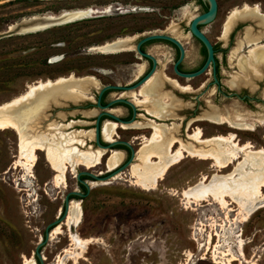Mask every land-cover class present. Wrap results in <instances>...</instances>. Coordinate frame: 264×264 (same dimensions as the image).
<instances>
[{"label": "rangeland", "instance_id": "374dc122", "mask_svg": "<svg viewBox=\"0 0 264 264\" xmlns=\"http://www.w3.org/2000/svg\"><path fill=\"white\" fill-rule=\"evenodd\" d=\"M218 2L216 19L203 29L220 48L217 57L222 91L217 89V85L210 86L211 70L191 79L167 70L166 75L191 89L167 88L173 91H166L167 98L178 97L182 107L176 110L178 119H158L157 123L180 124L179 137L187 142L199 127L205 137L233 133L240 144L251 141L254 147L261 148L264 147V124L259 119L264 121V102L244 101L227 94L236 91L251 96L262 95L264 99L263 89L259 88L260 85L264 87V77L263 81L255 80L257 89L242 86L236 90L230 85L233 76L241 73L237 61L241 51L233 52L243 34L241 22L227 37L224 36V26L234 8L259 4L264 11V0ZM89 7L97 12L87 18L35 32L0 37V105L22 94L29 84L72 74L93 76L96 80L93 86L128 84L140 70L137 63L141 60L135 57L134 52L104 54L92 47L171 26L177 27L174 34L180 35L187 48L189 59L186 66L192 68L201 62V45L188 29L191 18L205 10L199 0H3L0 1V32L24 18ZM137 7H146L147 10ZM256 19L257 23L245 22V27L258 34L264 28L258 26L259 18ZM161 47L152 45L149 49L162 60V55L170 48ZM93 92L97 96L98 90ZM115 95L116 92H110L108 99ZM136 98L142 99L139 95ZM90 104L89 101L69 102L62 108H50L45 117L50 120L41 126L44 128L56 123L66 126L62 128L65 132L94 131L95 116H88L89 110H86ZM209 104L227 110L233 116L241 114V121L253 125L254 129L233 128L228 123L201 118L205 111L211 110ZM118 109L120 112L115 113L122 116L124 110ZM145 113L140 123L144 124L146 116L150 117L148 114L154 118L151 113ZM73 120L78 123L68 126ZM153 131L150 126L119 127L115 138L131 141L139 150L145 142L142 135L150 137ZM92 138H86L84 146L77 144L78 147L84 150L93 148ZM19 142L17 130L0 129V264H23L25 257L33 258L47 224L58 216L63 207L67 192L80 190L76 179L80 170L96 173L108 169L110 152L103 156L98 166H77L76 172L68 169L67 185L56 186V171L48 162L46 151L39 149L33 176L26 179L24 169L14 167L20 154ZM118 149L126 154L122 163L127 158V151ZM137 162L136 157L134 163ZM213 164L211 159L186 156L171 166L157 187L151 190L135 184L130 175L131 167L107 183L86 178L93 186L87 197L77 200L83 215L76 232L91 241L82 254L67 256L64 264H264V200L263 205L250 200L247 208H243L231 196L226 197L229 203L223 206L214 198L189 202L184 195L185 189L203 178L210 180L215 173L228 174L235 167L234 163L226 168ZM248 210L252 212L244 220ZM70 245V230L65 223L62 233L53 236L42 249L45 264H58Z\"/></svg>", "mask_w": 264, "mask_h": 264}, {"label": "bare ground", "instance_id": "6f19581e", "mask_svg": "<svg viewBox=\"0 0 264 264\" xmlns=\"http://www.w3.org/2000/svg\"><path fill=\"white\" fill-rule=\"evenodd\" d=\"M82 11L86 13L97 12L95 8L92 7L83 9ZM258 11H260L259 6H251L249 4H246L244 7L234 8L229 13L225 22L224 36L227 37L231 33L241 18H259V22L264 24V15L260 16ZM73 14H76V12H73ZM176 30V26L171 28L173 33H176ZM257 38L258 35H256L251 28L247 29L246 43H253ZM132 40L133 38L131 37L118 38L117 40L108 41L99 46L92 47V49L104 54L112 53L115 51V48H131ZM241 46L243 45L240 40L238 42V48L233 54H236L237 51L240 52ZM233 56L234 55H232V57ZM237 61L241 68V73L233 76L229 81L230 85L233 88H239L244 85L253 89L255 73L261 71V67H264V49L250 48L246 55L237 56ZM144 69L145 66L142 64L139 74H141ZM161 80H165L163 73H158L149 79L139 90H135L143 95L142 99H135L136 103L147 108L156 118H165L169 116L176 102L171 97L168 99V95L161 92ZM54 81H57L56 83L69 84L61 90L66 93L70 92V99L75 100V102L86 97L90 98L91 96L87 95L89 94V86L96 82L93 76L77 77L74 74L61 76L56 80H39L29 84L26 91L19 96L0 105V111L9 109L10 106L25 100L37 90L54 84ZM187 88L190 89V87ZM183 89L186 88L184 87ZM135 91L125 92L123 96L127 95L135 98L136 95H138ZM35 98L37 101L36 104L33 105L32 118H22L20 115L21 118L17 121L16 119L4 115L0 117V129L4 130L11 128L19 132L20 154L18 159L14 162V167H21L24 169V176L26 179L33 176V167L38 160L37 150L43 149L46 151L48 162L56 171L55 185H67L68 169L72 168V170L76 172L77 166H85L87 168L98 166L107 152L101 148L89 147L84 150L78 147L77 144L84 146L86 138H92L94 136V131L92 130H80L67 134L60 132L62 128L67 127H63V125L58 126L56 123H51L43 128L42 124L44 123L46 114H41V110L44 106L40 102V95H37ZM209 105L211 110L205 111L201 118H206L212 122L221 124L228 123L233 128L254 129L253 125L241 121V114H235V116H233L232 113L227 110L224 111L217 106L212 104ZM96 111L97 110H89L88 116L94 115ZM260 122L264 124L263 120ZM74 123L75 121L68 126H72ZM119 127H142V124H119L116 123V121L106 120L103 125L104 138L113 140L117 135ZM154 129L151 138H145L144 144L138 150V162L131 165L130 175L135 179V184L147 190L154 189L157 187L160 180L164 178L171 166L179 163L186 156H193L202 160L211 159L219 168H226L234 163L235 165L233 166H235V169L228 174L215 173L211 180L203 178L196 185L185 189L184 195L188 198L189 202H200L209 198H214L223 206H227L229 202L226 197L231 196L236 202L240 203L243 208H247L250 200L258 201V205H263L264 147L256 148L251 141L240 144L237 142L238 138L236 139L233 133L226 136L214 135L205 137L204 131L201 128H197L194 134L190 135V141L188 140L187 142L179 137L180 125L173 124L171 127H167L154 124ZM177 144L179 145L177 146ZM124 154L125 153L122 151L112 150L107 159V167L111 169L120 164ZM118 175L116 177H118ZM103 183L107 182L103 181ZM260 201L262 203H260ZM251 212V210L247 211L244 220L248 219ZM82 215L80 201L73 200L71 202L67 224H75L77 227L81 221ZM61 233L62 227L58 226L55 228L52 237ZM70 238L71 245L64 250L65 256L64 258L60 257L58 264H64L67 256L72 257L82 254L87 244L91 241L90 238H82L77 232H70ZM235 259L236 258L230 260V262ZM23 264L36 263L33 258L25 257Z\"/></svg>", "mask_w": 264, "mask_h": 264}, {"label": "water", "instance_id": "95a60500", "mask_svg": "<svg viewBox=\"0 0 264 264\" xmlns=\"http://www.w3.org/2000/svg\"><path fill=\"white\" fill-rule=\"evenodd\" d=\"M0 1H3V0H0ZM202 2L207 5V9L201 13L194 15L191 18L189 22V26H188L190 33L205 46L206 51H207V57H206L205 63L198 70H195L192 72H183L178 68L179 64L184 60L186 56V48L183 42L179 38L175 37L172 34H169L166 31L151 32L140 38V40L136 44V50L141 56L151 60L153 63V67L143 77H141L143 73L139 74L137 76L138 77L137 80L134 83L124 84V85L123 84H107L102 87H99V84H97L96 86L92 85L89 87L90 88L89 93L91 94L90 95L91 97L90 98L86 97V98L79 100L78 102H75V100L70 99L71 98L70 92L66 93L61 90V89H64L69 84H66V83L61 84V83H56L57 81H54L53 82L54 84L41 88L40 90H37L36 92L33 93V95L26 98L25 100L20 101L16 104H13L12 106L9 107V109L0 111V117L6 115V116H9L10 118H13L19 121L20 120L19 118L21 117L22 118L23 117L25 118L33 117L32 116L33 105L36 104L37 99L35 97L37 95L41 96L40 102L44 106L41 110V114L43 115L47 114L50 108H53V107L62 108L65 104L69 102L77 104L80 102L89 101L91 102L90 104L91 107L86 110H91V111L97 110L96 113L93 115L95 116L94 136L92 138L94 140L93 147L101 148L105 150V152H111L112 150H120L117 147H125L129 149L130 151V156L127 161L122 162L111 169L108 168L106 172L100 171V172L95 173L90 170H80L77 173V178L79 182L85 187L86 191L82 192L80 190H71L67 192V194L65 195V202L58 216L47 224L44 234L42 235V239L37 244L35 255L38 261L40 262V264H45L44 257L42 254V248L43 246L47 244V242L51 240L52 234L55 228H57L58 226L62 227L63 224L65 223L67 224V218L69 216L71 202L74 200L71 197L78 196L81 199H83L87 197L91 192L93 185L91 184V182L83 179V176L88 177L92 181L111 182V180H113L114 177H116L120 173H123L126 169L131 167V165L136 160L138 149L134 147L133 143L131 141L117 139V138H114L113 140L105 139L103 136V125L106 120L116 121V122L125 123V124H130L136 121V117L138 115V109L141 106L136 104L132 98L123 96L124 95L123 93L128 92V91L139 90L143 85H145L147 81L151 79L157 73L156 68H157V63H158L157 58L153 54L142 50L143 44L153 41V40H163V41L171 42L178 48L179 53H180V57L175 63V72L179 76L187 78V79H191V78L200 76L202 74L208 73L211 70L213 78H214L212 84L217 85L218 88L222 90V81L220 80L218 76V71H217V58H216L215 44L210 39V37L207 35L206 31L203 29L204 26L212 23L216 19L218 15V10H219V2L218 0H202ZM82 10L83 9H72V10H65L61 12L60 14L48 13V14H43L39 16H32V17L24 18L23 20L11 25L8 28V30L4 32H0V37L12 35L14 33L22 34V33H27V32H35V31L49 28L51 26L67 24V23H70L76 20L87 18L93 14V13L83 12ZM73 12L74 13L76 12V14H73ZM247 21H250L252 23H257V19H254V18L242 19V20H239L238 23L239 22L245 23ZM246 28L247 27H245V30ZM259 41H264V38L260 39ZM117 50H121V48H115V51ZM94 89L98 90L97 97L94 95V92H93ZM235 89L240 90V87L235 88ZM107 91H115L116 97L112 98L108 103L104 104L102 100H103L104 94ZM262 94H264V91L262 92ZM227 95L237 96L239 99H242V100L246 98V96L243 97L240 95L239 92H236V91L231 92L230 94H227ZM250 98L254 100L255 96H250ZM260 99L263 100L262 95ZM117 104H122V105H126L130 107L133 112L132 118L125 119V118H122L117 113H115L113 109L116 108ZM49 120L50 119L48 118L45 119L44 124H47ZM68 226H69L70 232H76L75 224H71ZM33 259L35 263H37L36 259L35 258Z\"/></svg>", "mask_w": 264, "mask_h": 264}, {"label": "flooded vegetation", "instance_id": "af4514ba", "mask_svg": "<svg viewBox=\"0 0 264 264\" xmlns=\"http://www.w3.org/2000/svg\"><path fill=\"white\" fill-rule=\"evenodd\" d=\"M246 5V4H245ZM245 5H243L242 7H244ZM259 6V9H260V11H258V14L260 15V16H263L264 14H262V13H264V11H262V8H261V6L259 5V4H254V6ZM139 10H147V8L146 7H137ZM204 9L206 10L207 8H205L204 7ZM119 10V9H118ZM204 10V11H205ZM242 19H246V18H241V20ZM258 26H261V27H263L264 28V24L263 23H260L259 21H258ZM172 27V26H171ZM171 27H168V28H166L165 30H161V31H159V30H155V31H148V32H145V33H143V34H141V35H132V36H130L131 38H133V42L131 43L132 44V49L131 48H125V51H131V52H134V54H135V57L137 58V59H140L141 61L140 62H138L137 63V66H141L140 64H143L144 66H145V69H144V71L141 73L142 75H141V77H143L145 74H147L151 69H152V67H153V63H152V61L151 60H149V59H147V58H145V57H143V56H141L138 52H137V50H136V44H137V42L140 40V38L142 37V36H145L146 34H149V33H151V32H163V31H166V32H168L169 34H172V35H174L175 37H177V38H179L182 42H183V40H182V38L180 37V35H175L174 33H173V31H171ZM260 28V27H259ZM246 32H247V28H246V30H245V23L244 22H241V34H243V36H242V39H241V42H242V45L243 46H241V56L243 55H246V54H244V51L246 50V46L248 47V46H252L251 48H260V49H264V43H263V41H259L260 39H262V38H264V29L261 31V33H258V34H256V35H258V38H257V40L255 41V42H253V43H246L245 42V40H246ZM194 37V36H193ZM195 38V37H194ZM199 43H200V45H201V49H200V56H201V62L197 65V66H195V67H188V66H186L187 65V61H188V59H189V57H188V54H187V48H186V56H185V58H184V60L179 64V66H178V68L181 70V71H183V72H192V71H195V70H198L204 63H205V60H206V57H207V51H205L204 50V48H205V46L197 39V38H195ZM117 40V39H116ZM183 44H184V42H183ZM152 45H154V46H156V45H158V46H162L161 48H166V47H168V48H170L169 50H168V52L167 53H165V54H163L162 56H163V58H162V60L161 59H159L158 58V55L155 53V52H152V51H150V49H149V46H152ZM254 45V46H253ZM184 46H185V44H184ZM215 48H216V58H217V71H218V76H219V78H220V69H219V64H218V57H217V52H218V50L220 49L219 47H218V45H216L215 44ZM206 49V48H205ZM142 50L143 51H145V52H150L151 54H153L156 58H157V60H158V63H157V68H156V70H157V73L155 74V75H157L158 73H160V74H162L163 73V77H164V79L165 80H161V92L163 93V94H167V90H171L172 88L173 89H177V88H180V89H182L183 91H189L190 89H191V87L190 86H182L180 83H179V81L177 80V79H175V78H171V77H169V75H166V72H167V70H170L174 75H176V76H179L176 72H175V63H176V61L179 59V57H180V53H179V50H178V48L174 45V44H172L171 42H167V41H163V40H153V41H150V42H147V43H145V44H143L142 45ZM250 49H248L247 51H246V53L249 51ZM124 51V49H121V50H117V51H115V52H112L111 54H117V53H119V52H123ZM110 54V53H109ZM133 64H135V63H133ZM159 70H163L164 72H160ZM212 73V72H211ZM256 75L254 76V80H253V83H254V89H257V87H258V85H257V82L255 81L256 79L257 80H260V81H263L262 79H263V77H264V67H261V71H259V72H256L255 73ZM140 77V78H141ZM181 77V76H180ZM137 78L138 77H136L133 81H131V82H129L128 84H131V83H134L136 80H137ZM213 80H214V78H213V75H212V80L209 82V84H210V86H212V85H215V84H212V82H213ZM220 80H221V78H220ZM168 86V87H167ZM242 86H244V85H242ZM241 86V87H242ZM177 87V88H176ZM185 87L186 89H183V88ZM187 87H190V89L189 88H187ZM249 87V86H248ZM167 88H171V89H167ZM259 88H262L263 90H261L262 92L264 91V87H262L261 85H260V87ZM217 89L219 90V91H222L221 89H219L218 88V86H217ZM172 91V90H171ZM110 92H113V91H107L105 94H104V96H103V100H102V102L104 103V104H106V103H108L110 100L108 99V94L110 93ZM115 92V91H114ZM173 92V91H172ZM261 92V93H262ZM175 94V93H174ZM228 94H230V93H228ZM138 95L140 96V97H143V95L142 94H139V92H138ZM241 96H246V98L245 99H243L244 101L245 100H249V99H251L250 98V96L251 95H249V94H240ZM175 96V95H174ZM97 97V96H96ZM116 97V96H115ZM131 96H129V98H130ZM237 97V96H236ZM132 98V97H131ZM171 98H173L176 102H175V106H174V108H173V110L170 112V114H169V116H167V117H165V118H156L155 116H153V113H151L152 114V116L154 117V118H152L151 117V115L150 114H148L150 117H147L146 116V118H145V122H144V124H143V122L141 123L142 124V127H130V128H145V127H147V126H150L153 130H155L154 129V124H156V125H162V126H167V127H171L173 124H176L175 122H172L171 123V125H169V124H166V123H163V122H161V123H157V120L158 119H168V118H172V119H178V116H177V113H176V110H181V107H182V102H181V100H179L178 99V97H171ZM261 98V96H255V99L254 100H256V101H258L259 103H262V102H264V99L263 100H261L260 99ZM133 99V101L136 103V100L134 99V98H132ZM137 104V103H136ZM140 106V105H139ZM116 109L114 110V112H120V109H118L119 107H121L122 108V110H124V114L121 116L122 118H125V119H131L132 118V116H133V112H132V110H131V108L130 107H128V106H126V105H122V104H117L116 105ZM142 107V106H141ZM141 107H139V109H138V115H137V117H136V121L135 122H133V123H130L129 125H132V124H134V123H140V119L141 118H143L142 116V114H144L146 111V113L145 114H147L149 111L147 110V108H146V111L144 112V113H141L140 112V110H145V108L143 109V108H141ZM150 113V112H149ZM145 116V115H144ZM103 118H105V117H103ZM45 121V120H44ZM73 121H75V120H73ZM259 121H261V119H259ZM78 121H75V123L74 124H76ZM116 123H119V122H116ZM119 124H121V123H119ZM123 124V123H122ZM58 126H62V125H59V124H57ZM177 125H180V124H177ZM47 126V125H46ZM95 126V125H94ZM180 127H181V125H180ZM199 128V127H198ZM128 129V128H127ZM80 131V130H79ZM195 131V130H194ZM18 132V131H17ZM60 132H64V133H71V132H65L64 131V129H62ZM72 132H75V131H72ZM154 132V131H153ZM19 134V133H18ZM153 134V133H152ZM192 135V134H191ZM152 136V135H151ZM151 136L150 137H147V136H145V135H142V139L143 138H151ZM190 137V136H189ZM137 139H139V137H137ZM117 148H124L126 151H127V158H126V160H124V162L125 161H127L128 160V158H129V156H130V151H129V149H127V148H125V147H117ZM176 148V147H175ZM125 155V154H124ZM19 157V156H18ZM123 158H124V156H123ZM86 178H88V177H86V176H83V179H85L86 180ZM76 179H77V182H78V184H79V188H80V191H82V192H85L86 191V189H85V187L79 182V180H78V178L76 177ZM71 198H73L74 200H79V199H81L80 197H78V196H72ZM84 199V198H83ZM64 202H65V198H64ZM64 205V204H63ZM45 231V230H44ZM37 247V246H36ZM44 247V246H43ZM43 249V248H42ZM36 250V249H35ZM33 258H35L36 259V264H40V262L38 261V259H37V257H36V255H35V251H34V256H33Z\"/></svg>", "mask_w": 264, "mask_h": 264}, {"label": "trees", "instance_id": "16d2710c", "mask_svg": "<svg viewBox=\"0 0 264 264\" xmlns=\"http://www.w3.org/2000/svg\"><path fill=\"white\" fill-rule=\"evenodd\" d=\"M199 1L203 4V6H204L205 8H207V5H206L205 3H203L202 0H199ZM204 50L206 51L205 48H204Z\"/></svg>", "mask_w": 264, "mask_h": 264}, {"label": "crops", "instance_id": "0c3cea01", "mask_svg": "<svg viewBox=\"0 0 264 264\" xmlns=\"http://www.w3.org/2000/svg\"><path fill=\"white\" fill-rule=\"evenodd\" d=\"M144 111H146V109H145ZM146 112H147V111H146Z\"/></svg>", "mask_w": 264, "mask_h": 264}]
</instances>
